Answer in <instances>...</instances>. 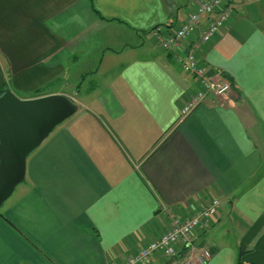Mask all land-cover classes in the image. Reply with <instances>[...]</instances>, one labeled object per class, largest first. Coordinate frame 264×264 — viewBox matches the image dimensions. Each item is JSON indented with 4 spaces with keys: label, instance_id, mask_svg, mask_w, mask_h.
<instances>
[{
    "label": "crops",
    "instance_id": "0c3cea01",
    "mask_svg": "<svg viewBox=\"0 0 264 264\" xmlns=\"http://www.w3.org/2000/svg\"><path fill=\"white\" fill-rule=\"evenodd\" d=\"M203 1L0 0V90L80 107L0 210V264H124L167 232L164 208L212 199L206 264H264V0H224L231 20L198 58L233 90L183 118L200 91L179 62L189 41L166 52L152 30Z\"/></svg>",
    "mask_w": 264,
    "mask_h": 264
},
{
    "label": "built area",
    "instance_id": "2783aa9c",
    "mask_svg": "<svg viewBox=\"0 0 264 264\" xmlns=\"http://www.w3.org/2000/svg\"><path fill=\"white\" fill-rule=\"evenodd\" d=\"M233 8L224 0H205L177 29L154 28L152 31L156 44L166 52L181 49L183 42L189 41L184 57L180 58L183 71L195 78L200 91L186 106L181 117H187L208 95L216 98L228 96L232 84L222 74L208 75L199 63L198 53L209 44L231 20ZM221 209V201L212 199L204 208L182 218L172 209L164 208L168 219V230L157 241L150 243L136 256L124 264H150L151 257L161 254L167 259H178L177 264H206L212 259L211 252L197 246L198 239L211 230Z\"/></svg>",
    "mask_w": 264,
    "mask_h": 264
},
{
    "label": "water",
    "instance_id": "95a60500",
    "mask_svg": "<svg viewBox=\"0 0 264 264\" xmlns=\"http://www.w3.org/2000/svg\"><path fill=\"white\" fill-rule=\"evenodd\" d=\"M79 109L67 95L23 100L6 91L0 96V210L25 181L28 158Z\"/></svg>",
    "mask_w": 264,
    "mask_h": 264
},
{
    "label": "trees",
    "instance_id": "16d2710c",
    "mask_svg": "<svg viewBox=\"0 0 264 264\" xmlns=\"http://www.w3.org/2000/svg\"><path fill=\"white\" fill-rule=\"evenodd\" d=\"M90 2H91V5H92L93 0H90ZM93 10H94L97 14H99L94 8H93ZM156 28H157V27H156ZM167 29H171V27H170V28H167ZM152 31H153V30H152ZM6 91H7L6 88L0 90V96H3V95L6 93ZM243 255H244V253L242 252L238 264H243V263H242V259H241Z\"/></svg>",
    "mask_w": 264,
    "mask_h": 264
},
{
    "label": "rangeland",
    "instance_id": "374dc122",
    "mask_svg": "<svg viewBox=\"0 0 264 264\" xmlns=\"http://www.w3.org/2000/svg\"><path fill=\"white\" fill-rule=\"evenodd\" d=\"M191 5H192V4H191ZM89 82H91V80H90Z\"/></svg>",
    "mask_w": 264,
    "mask_h": 264
}]
</instances>
